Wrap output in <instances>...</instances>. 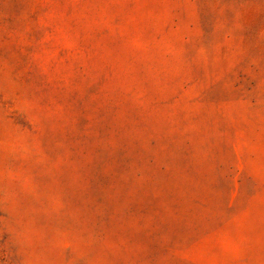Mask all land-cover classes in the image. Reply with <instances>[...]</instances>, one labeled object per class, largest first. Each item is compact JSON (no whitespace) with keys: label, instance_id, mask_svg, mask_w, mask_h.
<instances>
[{"label":"rangeland","instance_id":"1","mask_svg":"<svg viewBox=\"0 0 264 264\" xmlns=\"http://www.w3.org/2000/svg\"><path fill=\"white\" fill-rule=\"evenodd\" d=\"M0 264H264V0H0Z\"/></svg>","mask_w":264,"mask_h":264}]
</instances>
